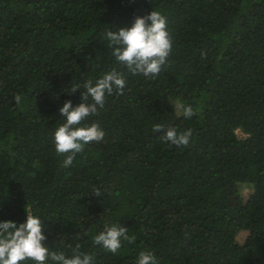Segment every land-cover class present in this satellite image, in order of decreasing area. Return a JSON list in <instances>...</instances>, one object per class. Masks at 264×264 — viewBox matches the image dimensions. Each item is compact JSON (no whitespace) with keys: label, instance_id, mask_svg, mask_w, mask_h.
I'll list each match as a JSON object with an SVG mask.
<instances>
[{"label":"trees","instance_id":"trees-1","mask_svg":"<svg viewBox=\"0 0 264 264\" xmlns=\"http://www.w3.org/2000/svg\"><path fill=\"white\" fill-rule=\"evenodd\" d=\"M153 10L173 47L151 78L117 62L107 32ZM112 70L124 94L81 125L105 137L66 168L59 109ZM169 128L191 129L189 147L162 141ZM27 214L49 251L80 245L94 264H137L142 251L158 264H264V0H0V222ZM113 225L135 237L115 254L93 243Z\"/></svg>","mask_w":264,"mask_h":264},{"label":"clouds","instance_id":"clouds-1","mask_svg":"<svg viewBox=\"0 0 264 264\" xmlns=\"http://www.w3.org/2000/svg\"><path fill=\"white\" fill-rule=\"evenodd\" d=\"M107 39L113 49L112 55L133 75L156 77L166 65L172 52L173 42L167 27V18L158 11H151L143 17H137L130 27H123L116 31H108ZM126 80L122 74L112 70L103 75L93 85L88 80L84 85L86 91L80 92L83 101L73 107L71 101H66L59 109L65 123L54 133V143L57 154L65 156L64 167L72 165L77 154L83 152L85 145L103 141L105 132L99 124L81 126L90 117L98 115V109L105 106L106 97L123 95ZM78 91V86L72 93ZM20 104L22 97H14ZM91 100V102H89ZM184 118H192L195 113L191 106L179 105ZM154 132H164L162 124L153 125ZM192 130L178 133L175 128H169L161 136V140L176 146L187 148L190 145ZM101 196L99 190L92 193ZM44 225L39 217L27 214L26 222L17 226L16 223L0 222V264H23L33 261L34 264H94L93 256L81 251L76 245L72 255L63 252L49 251L45 247L46 237L43 234ZM128 229L121 225L106 227L105 231L94 237V245H100L108 252L115 254L122 247V241L129 244L135 242L134 236H129ZM137 264H158L155 255L150 251H142Z\"/></svg>","mask_w":264,"mask_h":264},{"label":"rangeland","instance_id":"rangeland-1","mask_svg":"<svg viewBox=\"0 0 264 264\" xmlns=\"http://www.w3.org/2000/svg\"><path fill=\"white\" fill-rule=\"evenodd\" d=\"M238 135L240 136L241 134L238 132ZM244 194H246V191H244Z\"/></svg>","mask_w":264,"mask_h":264}]
</instances>
